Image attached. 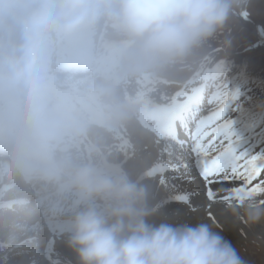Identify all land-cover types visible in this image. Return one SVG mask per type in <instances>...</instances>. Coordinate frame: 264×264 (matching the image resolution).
I'll use <instances>...</instances> for the list:
<instances>
[{"label": "clouds", "instance_id": "obj_1", "mask_svg": "<svg viewBox=\"0 0 264 264\" xmlns=\"http://www.w3.org/2000/svg\"><path fill=\"white\" fill-rule=\"evenodd\" d=\"M248 0H0V26L18 33L0 55V81L21 98L29 123L40 119L46 45L103 21L125 36L137 66L183 55L223 34ZM225 51L231 40L225 35ZM81 193L67 221V246L78 264H248L213 223L162 211L149 183L120 169H75ZM236 220L264 227L255 197L227 209Z\"/></svg>", "mask_w": 264, "mask_h": 264}, {"label": "rangeland", "instance_id": "obj_2", "mask_svg": "<svg viewBox=\"0 0 264 264\" xmlns=\"http://www.w3.org/2000/svg\"><path fill=\"white\" fill-rule=\"evenodd\" d=\"M245 10L250 12L251 16L248 19H241V14ZM96 28L99 29L100 34L97 33L95 35L100 38L101 32L107 30L108 25L101 21L99 25H96ZM115 35H118L119 45L129 44L127 38L122 34L116 31ZM225 35L231 40V47L227 51H225L222 44ZM1 54L2 48L0 47V55ZM130 62L131 66L129 70H124L125 74L123 76L129 75L127 79L132 80V82L144 78L143 80L150 82L155 81V83H157L156 79H158L161 83L160 86L164 89L167 87L165 83H168V80L162 78V72L168 71L165 67L172 63L170 64L171 67L178 68L182 71V78L173 84H176L174 87L175 95L172 97L167 93L169 90L166 91L163 89L162 91L161 88V93L159 94V98H157L159 101L155 100L169 105L168 108L162 112H160V109L157 111L149 107V104L153 103L149 102L152 98L145 99L143 97H134L132 94L133 87L129 88V93L131 94H129L128 99L129 97L131 98L129 99L130 102L132 98L137 97L139 99L135 100L134 103H129L128 99V101L126 100L127 102L123 100V109L120 110L121 115L119 113H112V110L107 114L106 112H101L105 111L106 107L99 106L90 99L88 102L81 104L79 102L76 104L73 109L71 108L72 113L78 115L81 125L88 131V135L90 136V139H88L85 132H83V137L87 142L86 146H83L80 150V152L83 151L82 153L84 154V156L82 155L83 165H92L105 171H110L112 169L123 170L134 179L139 178L143 182L149 183L153 190L157 192L158 198H164V196H161L163 195V186L159 185L158 180H154L151 177L150 169L160 159L164 162H174V157L168 156L167 153L175 151L179 141L188 139L187 134L190 129H193V131L195 130V122L199 116H206L209 114L211 109L210 106L207 105V100L221 81L226 86L227 91L238 92L236 99L230 103L226 111V118L232 122L233 132L239 150L253 154H264V0H248L245 8L241 12H238L233 20L229 22L223 34L214 35L213 37H209L193 45L183 55L173 58L172 62L171 59L159 60L146 66H137L131 59ZM70 63H74L73 60L69 59L64 67H69ZM92 63L93 61L89 62V64ZM116 64V70L118 69L119 75L121 74L120 62H116ZM138 77L139 79H137ZM123 82L124 77L121 80H117V83L114 85L118 87L119 84ZM173 85H169L167 88ZM183 92H185V94H183ZM140 101L144 102L141 104ZM175 101L178 103L170 107ZM2 107L0 103V109H3ZM41 115L42 113L40 117ZM0 116L2 118L0 119L1 124L4 118L3 113L0 112ZM24 117L26 116L22 118L25 119ZM48 120L49 122H51V120L48 118L46 119L49 125ZM6 122L7 119L4 118L3 124ZM35 124L36 123H28V127L30 126L32 128ZM45 126L46 125L40 124L36 132L37 137L48 138L50 131L45 129ZM30 127L22 132H32L30 131ZM99 129L104 131V137L107 138L102 143H100V140L96 139V134L99 133ZM56 132L57 129H52L51 131L52 134ZM134 134H136L137 137H135ZM48 140L52 142L51 138ZM3 141L4 145H10L11 148L14 147L16 149L15 153L17 152L19 155V157L10 158L9 160L10 155H12L10 149H7L9 151L5 150L4 153L7 156L9 164L18 173H21V171L27 167L30 169L34 167L33 165H36L37 158L34 157L35 155L23 154L22 150L24 149L20 146L13 145L14 143H10L5 139H3ZM97 143L98 145H96ZM57 147L58 145H54L53 150L55 151ZM176 154H178V152ZM214 154L215 153H213V155ZM20 156L24 157L21 158ZM22 160L24 162H21ZM36 166L42 167L41 164H37ZM74 171L75 169L68 168V173H66V175L70 180ZM60 174L61 173L58 172L56 173L57 176H60ZM169 175H171V173H169ZM50 177L51 189L62 185V183L58 184L57 180H54L51 175ZM42 183L43 181H41V179L36 180L34 186H32L30 190H33L35 194L36 191L40 190L42 186L40 184ZM38 185H40V187H38ZM214 187H218V185H214ZM28 189H24L23 185H16L12 190L15 192L11 195H16L17 198H21ZM171 192L175 194L172 189ZM219 194L224 195L223 191ZM80 196L81 193L79 192L77 197H75L76 200L73 209L70 211V215L78 206ZM69 203H71V201ZM165 204L167 205L162 206V211L167 213L178 212L185 218L191 219H206V217H208L207 215H204L205 217L202 216L203 218L199 216L196 217L197 215L195 216V214L197 212L205 210L200 209L196 212H192L183 203L172 199H169ZM213 206L215 207V205ZM215 221L210 220L208 222L213 223L216 229L220 231L226 239L232 242L246 260L251 259L259 264L261 251L264 250L262 249L264 241L261 240V233L264 232V227L261 225L249 226L246 223H241L239 220H237L239 222L235 221V223L237 222L235 225L225 224L221 226L219 222L220 226H218ZM22 222L23 220L20 219L17 223L21 224ZM28 227L24 228L23 232H26ZM61 228L63 227H53L55 230ZM241 229L247 233L246 238H241L239 236V230ZM63 230L64 228L57 231V236L58 233ZM52 238L53 233H51L47 241L44 242L42 255L45 254L46 256H42L39 264H72L71 258L74 257L75 253L67 246L64 257H58L57 254L54 253L55 246L52 247V245H49L52 242ZM60 238L61 237H58L57 239L59 240ZM65 239H67V235ZM48 245L49 247L47 248ZM24 252H26V249L16 252L14 258L16 260L22 259L21 255ZM0 262L3 264L2 261ZM31 264L34 263L31 262Z\"/></svg>", "mask_w": 264, "mask_h": 264}, {"label": "bare ground", "instance_id": "obj_3", "mask_svg": "<svg viewBox=\"0 0 264 264\" xmlns=\"http://www.w3.org/2000/svg\"><path fill=\"white\" fill-rule=\"evenodd\" d=\"M97 33H99V29L95 26L82 30L74 34L75 36L62 40H52L46 45L42 59L43 88L40 97L35 102L39 114L42 113V115L39 122L36 123L37 125L35 124L32 128L29 126L32 132H22L29 128V122L27 117L22 118L26 116V112L18 93L3 81H0V103L3 106L0 112L7 119V122L3 124V118L0 124V133H8L6 141L24 149L22 150L23 154L35 155L34 157L37 158L36 165L41 164L42 166L33 165L34 167L30 169L27 167L21 173H18L9 164L6 154H4L5 150L10 149L12 155H10L9 160L10 158H17L19 155L17 152L15 153L16 149L11 148L10 145H4L3 139H0V261L3 264H31V262L39 264L42 256H46L45 254L42 255L43 244L51 233H53V238L52 244L49 245L55 246L54 253L60 258H63L66 253L67 221L70 217V211L74 207L75 197L79 194L78 189L72 185L66 173H68V168L77 169L83 165L84 154L80 150L87 144L83 132L90 139L88 131L81 125L78 115L72 113V109L76 104L88 102L90 99L99 106L106 107L105 111L101 112L107 114L112 110V113L120 114V110L123 109V100L128 99L129 94H131L129 88L133 87L132 94L134 97L152 98L151 100L148 99L149 102H153L149 104V107L157 111L160 109V112H162L169 106L161 101H156H159L157 98H159L161 88L162 91L164 89L160 86L161 83L158 79H156L158 84L155 81L143 80L144 78L139 79V77L137 78L139 80L132 82V80L127 79L129 75L123 76L125 74L124 70H129L131 66L130 45H119L118 35H115L116 31L110 26L107 30L101 32L100 38L95 35ZM16 39H18V33H12L0 26L1 55L10 48ZM69 59L73 60L74 63H70V66L65 68L64 65ZM91 61L93 63L89 64ZM116 62H120L121 66V74L119 75L118 69L116 70ZM170 64L165 67L168 71L162 72V78L168 80V83L164 82L167 87L182 78V71L171 67ZM123 77L124 82L116 87L114 84ZM175 85L164 89L169 90L167 93L172 97L175 95ZM137 97L132 98L131 102L129 97V103H134L135 100L139 99ZM142 102L144 101H140L141 104ZM177 103L175 101L170 107ZM143 106L145 105L143 104ZM47 118L51 120V122L48 120L49 125L46 121ZM0 119H2L1 116ZM40 124L46 125L45 129L50 131L48 138L36 136ZM52 129H57V132L52 134ZM103 133L104 131L99 129V133L96 134V139L100 140V143L107 139L104 137L105 133ZM134 135L137 137L136 134ZM26 136H28L27 139ZM49 138L52 142L48 140ZM54 145H58L55 151L53 150ZM20 157L23 158L24 156ZM57 172L61 173L60 176L56 175ZM50 175L54 180H57L58 184L62 183V185L51 189ZM39 179L43 183L40 184L41 187L38 185L40 190L34 194L30 188ZM16 185H23L24 189L29 188L21 198L11 195L14 194L15 191L12 190ZM162 188L163 195L161 196H164V198L176 194L171 186L168 187L169 189ZM171 189L175 194L171 192ZM70 201L72 204L69 203ZM222 207V205L212 206L215 220H218L221 226L225 224L235 225L239 222L235 218L227 219L226 217L230 216L228 213L221 214ZM204 215H207L206 211L195 214L196 217L199 216L200 218ZM20 219L23 222L18 224L17 222ZM205 220L210 221L212 219L206 217ZM235 221L237 222L235 223ZM54 226L63 227L64 230L59 232L57 236V231L63 228L55 230L53 229ZM26 227H28V230L23 232ZM58 237L61 238L58 240ZM22 249H26V252L21 255L22 259L16 260L14 254ZM71 263L78 264L75 255L71 258Z\"/></svg>", "mask_w": 264, "mask_h": 264}, {"label": "snow or ice", "instance_id": "obj_4", "mask_svg": "<svg viewBox=\"0 0 264 264\" xmlns=\"http://www.w3.org/2000/svg\"><path fill=\"white\" fill-rule=\"evenodd\" d=\"M250 16L251 13L245 10L241 19ZM237 95L238 92L227 91L221 81L207 100L211 109L209 114L199 116L195 130L190 129L187 134L188 139L179 141L176 150L167 153L174 157V162L160 159L150 169L151 177L158 180L159 185L171 186L176 192L168 198H160L162 205L172 199L192 212L204 209L208 218L214 221L213 205L223 206L221 214H227L229 207L239 206L251 197L264 205V154L239 150L232 122L226 118V111ZM221 191L224 195L219 194ZM226 218L232 219L231 216ZM239 221L245 223L242 219ZM215 222L220 226L219 221ZM239 236L246 238L247 233L241 229ZM261 240L264 241V232ZM247 261L257 264L251 259ZM259 264H264V250Z\"/></svg>", "mask_w": 264, "mask_h": 264}]
</instances>
